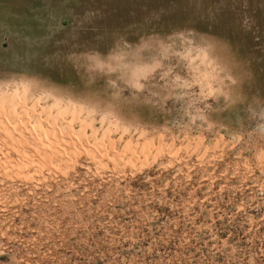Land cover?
<instances>
[{
  "label": "rangeland",
  "instance_id": "1",
  "mask_svg": "<svg viewBox=\"0 0 264 264\" xmlns=\"http://www.w3.org/2000/svg\"><path fill=\"white\" fill-rule=\"evenodd\" d=\"M0 264H264V0H0Z\"/></svg>",
  "mask_w": 264,
  "mask_h": 264
},
{
  "label": "bare ground",
  "instance_id": "2",
  "mask_svg": "<svg viewBox=\"0 0 264 264\" xmlns=\"http://www.w3.org/2000/svg\"><path fill=\"white\" fill-rule=\"evenodd\" d=\"M25 160H28V159H25ZM38 160V159H37ZM41 160H43V159H41ZM44 161V160H43ZM49 161V160H48Z\"/></svg>",
  "mask_w": 264,
  "mask_h": 264
}]
</instances>
